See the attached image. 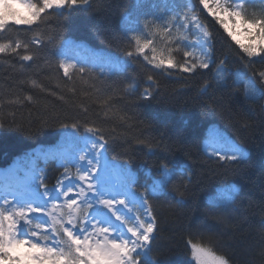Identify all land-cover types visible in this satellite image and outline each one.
Instances as JSON below:
<instances>
[{
	"label": "trees",
	"instance_id": "1",
	"mask_svg": "<svg viewBox=\"0 0 264 264\" xmlns=\"http://www.w3.org/2000/svg\"><path fill=\"white\" fill-rule=\"evenodd\" d=\"M32 2L39 3V0ZM159 2L90 0L87 10H65L63 15L59 10H47L51 14L38 27L34 25L25 31L27 26L13 25L0 33V43L30 42L33 38L43 42L38 49L32 45L37 49L36 62H22L16 56L0 54V171L20 161L23 169L46 175L51 187L64 171L52 157L71 154L82 145V140L70 135L73 129H63L62 125L78 122L80 136L86 135L85 126L99 127L108 139L104 161L117 172L127 164L137 193L144 192L158 178L162 163L175 173L169 195L152 201L159 225L152 244V259L159 264H196L188 241L199 242L200 234L206 244L211 242L218 253L228 255L231 264H264V223L261 221L264 216V98L248 100L243 94V84L237 91L233 83L244 75L245 79H254L257 89L264 88L260 76L264 73V60L253 57L254 62L249 63V58L217 19L208 15L199 0H190L213 38L215 63L209 69L197 70L195 74L182 73L178 68L165 71L154 68L140 56L126 71L112 77L119 91L113 95V108L108 115L102 103L103 94L85 86L78 73L69 82L58 69L59 61L66 57L73 63L87 64L123 58L124 52L131 50L124 35L125 18L131 13L139 18L142 27L146 19L163 9ZM176 2L186 3V0ZM246 11L249 17L264 15V3H250ZM152 33L151 26L145 30V36L154 40L159 51L164 46L161 37ZM173 34L179 35L175 31ZM49 40L53 43L48 44ZM67 41L71 46L68 51ZM62 43L66 57L58 54ZM170 46L176 48L174 43ZM184 50L173 53L180 63ZM18 51L23 54L22 49ZM147 54L151 58L150 50ZM221 60L226 61L227 86L212 83L204 90L202 85L213 81ZM22 63L29 66L22 70ZM99 72L100 68H96L92 75ZM149 76L153 77L152 81L148 80ZM29 80H35L40 86L34 87ZM129 85L133 86L125 94L123 89ZM69 87H75V93L69 92ZM145 89L151 93L148 99L143 98ZM28 96L32 97L31 101L25 99ZM17 97L19 103H9ZM125 113L131 117L127 123L119 119ZM214 133L241 145L247 153L244 161L221 167L216 157H210L204 145L211 142ZM183 183L188 184L184 203L176 205L172 189ZM228 185H235L239 193L235 211L228 214L225 223H220L217 220L220 213L210 211L209 204Z\"/></svg>",
	"mask_w": 264,
	"mask_h": 264
},
{
	"label": "snow or ice",
	"instance_id": "2",
	"mask_svg": "<svg viewBox=\"0 0 264 264\" xmlns=\"http://www.w3.org/2000/svg\"><path fill=\"white\" fill-rule=\"evenodd\" d=\"M253 2L264 3V0H224L223 3L214 0V4L210 0H199L209 16L223 14L235 20L234 26L246 29L253 38L249 46L237 39L223 19L217 20L249 58V63L254 62L253 57L264 60V15L249 17L246 11V6ZM90 6V0H39V3L32 0H0V33L13 25L27 26L25 31L34 25L38 27L51 14L47 10H59V14L63 15L65 10H87ZM20 8L24 10L23 13L18 10ZM196 13L195 5L165 0L164 8L151 19H146L142 27L139 18L129 13L124 35L131 50L125 51L123 58H111L107 63L100 64L73 63L71 58L66 57L62 43L58 54L66 58L59 61L58 69L63 71L69 82L78 73L85 86L103 94L105 99L102 103L106 109L105 115H108L113 108V95L119 91V85L112 77L126 71L132 61L140 56L156 69L167 71L178 68L182 73L191 74L200 69H209L210 64L215 63L212 35ZM150 26L153 28L152 34L159 35L164 45L159 51L154 40L145 36V30ZM174 31L179 35H174ZM52 43L48 41V44ZM173 43L175 49L170 46ZM32 45L38 49L43 42L33 38L30 42L16 40L0 43V54L16 56L22 62H36L37 49H33ZM181 48L186 49L182 63L173 54ZM20 49L23 54L18 51ZM148 50L152 52L151 58ZM45 63L52 66L48 59H45ZM225 63V60L220 61L213 81L202 85L204 90L212 83L219 87L227 86ZM28 66L24 63L20 65L22 70ZM96 68H100V72L92 75ZM260 76L261 83H264V73H260ZM97 80L101 81L99 85ZM148 80L152 81L153 77L149 76ZM28 82L34 87L40 86L35 80ZM233 83L237 91L240 90L239 85L243 84V94L248 100L254 102L264 98V88L257 89L253 78L245 79L241 75ZM132 86L129 85L123 92L127 94ZM68 91L75 93V87H69ZM150 96L151 93L145 89L143 98ZM25 99L31 101L32 97ZM19 102V97L9 101ZM119 119L127 123L131 117L125 113ZM62 128L73 129L70 135L73 139L82 140V145L71 154L62 153L52 157L64 169L56 183L49 187L47 176L36 171L16 187L0 191V264H159L150 256L159 231L152 201L169 195V185L175 175L173 169L162 163L158 178L141 193L135 190V181L130 177L127 164L118 170L117 174L121 177L119 183H109L105 179V172L113 166L104 161L108 139L102 130L96 126H85L86 135L80 136L78 122L64 124ZM204 148L211 149L208 155L216 157L221 167L240 164L247 156L241 145L219 133H214L211 142L206 143ZM187 190V183L173 187L176 205H183ZM238 193L235 185H228L210 202L209 210L220 213L218 222L225 223L228 214L235 211ZM261 221L264 223V216ZM198 236L199 242L188 241L196 264H231L228 255L218 253L214 244H206L203 236Z\"/></svg>",
	"mask_w": 264,
	"mask_h": 264
},
{
	"label": "rangeland",
	"instance_id": "3",
	"mask_svg": "<svg viewBox=\"0 0 264 264\" xmlns=\"http://www.w3.org/2000/svg\"><path fill=\"white\" fill-rule=\"evenodd\" d=\"M146 1L147 0H137V3L143 4ZM153 1H156V0H153ZM159 1H160L159 2L160 6H162L164 8L165 0H159ZM223 2H224V0H221V3H223ZM186 3L189 5H192L190 0H186ZM210 3L214 4V0H210ZM205 11L207 12L206 9H205ZM214 18H216L217 20L223 19L224 23L229 25V28L233 31V33L236 35L237 39H239L242 44H244L245 46H249L252 44L253 38L247 34L246 29H242V28L234 26L236 23L234 19L229 18L227 16H224L223 14H220V16L214 17ZM125 21H126V18H125ZM66 47L69 48L68 43H67ZM73 170L75 171V169H73ZM15 171H19L20 174H17ZM117 173L118 172L116 170L109 168L105 172V179L109 183H119L121 178L118 176ZM8 174L11 175L9 178H3L4 176L8 177ZM31 174H33L32 170L21 168V162L17 161L13 165V167L11 169H9L8 172L7 171L6 172H0V191H3L9 187H16L21 181L24 180V178L26 176H30Z\"/></svg>",
	"mask_w": 264,
	"mask_h": 264
},
{
	"label": "bare ground",
	"instance_id": "4",
	"mask_svg": "<svg viewBox=\"0 0 264 264\" xmlns=\"http://www.w3.org/2000/svg\"><path fill=\"white\" fill-rule=\"evenodd\" d=\"M5 177V176H4Z\"/></svg>",
	"mask_w": 264,
	"mask_h": 264
}]
</instances>
